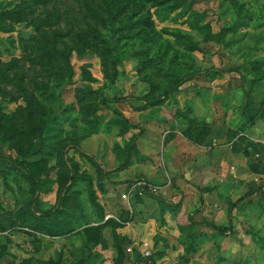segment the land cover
Returning <instances> with one entry per match:
<instances>
[{
  "label": "rangeland",
  "instance_id": "obj_1",
  "mask_svg": "<svg viewBox=\"0 0 264 264\" xmlns=\"http://www.w3.org/2000/svg\"><path fill=\"white\" fill-rule=\"evenodd\" d=\"M123 1L0 0L22 9L0 23V158L52 169L34 197L0 175V264H264V157L239 153L264 146V66L251 67L264 60V0H185L172 13ZM86 33L122 60L105 71ZM114 109L131 127L110 124ZM72 164L93 196L81 180L68 190ZM139 183L154 192L121 198ZM74 191L71 233L31 228L28 211Z\"/></svg>",
  "mask_w": 264,
  "mask_h": 264
},
{
  "label": "trees",
  "instance_id": "obj_2",
  "mask_svg": "<svg viewBox=\"0 0 264 264\" xmlns=\"http://www.w3.org/2000/svg\"><path fill=\"white\" fill-rule=\"evenodd\" d=\"M22 4H32V5H43L45 4V0H15ZM131 2H135L139 5H143L145 7L146 4L149 2H155L156 0H130ZM104 5H109L108 0H103ZM160 4H164V6H167L164 11H167L168 13H172L178 9H182L186 4L185 0H163L159 1ZM116 3H114L115 7ZM124 1L120 0V9L125 10L124 7ZM190 7H186V11L189 10ZM22 10V9H21ZM21 10H0V23L4 21H11V22H19L21 20L20 15L22 14ZM137 12L140 11V9H136ZM119 12V11H117ZM120 13V12H119ZM122 14V13H121ZM114 18H116V14L114 15ZM115 21H118V19H115ZM123 26H129V20L120 21ZM140 22V21H139ZM44 23H39L36 27H32L30 32H20L18 33V41H27L31 42L35 40V37L33 36L34 33L40 31L43 29ZM229 31H235V29H229ZM225 32H228L227 29L223 30L221 35H223ZM41 33V31H40ZM87 35L82 34L81 36H86L83 40L87 41L92 50H94L98 56L101 58L102 65L105 68V71H109L110 66H114L115 64L119 63L122 60V57L120 55H117V59H115L114 53L112 52L113 46L110 45L109 41H101L100 36L92 35L90 33H86ZM92 36V37H90ZM81 40V39H80ZM81 40V41H83ZM14 41H12L11 44H13ZM9 50H7L8 52ZM264 66V60H256L253 63H251L252 71L258 72L260 71V68ZM67 70V69H66ZM61 76V72L58 73ZM262 78V75L261 77ZM259 80V79H257ZM150 106H156L162 102L160 99H153L151 101H148ZM79 104L81 106L80 111H82V114L84 117H92L95 116L96 112L98 111V106L92 105V104H84L82 100H79ZM113 113L115 115V119L110 121V124L117 126V127H131L129 122L124 119L121 115V113L114 109ZM49 122V119H45V124ZM97 127V123H96ZM95 128V127H94ZM96 130V129H93ZM44 132V129L40 132V136H42ZM240 154H242L245 157H252L257 155L258 157H264V146L260 144H253L249 143L243 150L239 151ZM129 157L126 155V158L124 160V163L121 165L125 166L129 164ZM0 163L7 164L9 169L0 170V175L2 177H7L12 175L13 180H18L19 178L23 179L27 185H28V193L34 197L36 193L39 190V187L44 182V178H48L52 169L49 167L45 162L38 160V161H28L24 158L23 155H19L16 158H0ZM251 170L254 172H257V165H251ZM70 186L68 187V190L73 187L77 181H83L86 183L88 192L90 195L93 196V190H92V181L88 177H79L77 176V170L76 165L72 164L71 172L68 177ZM94 200V198H93ZM78 201V198L76 196V192H72L67 197H59L57 204L55 207L49 211L40 212V211H28L27 213V220L29 221V224L31 228L35 229L36 231L45 234L49 237H59L66 234H69L73 231V226L78 222V217H75L78 211L81 209V203ZM93 202V205L97 207V205ZM0 210L1 207H0ZM100 219H103V215L100 209ZM96 231V230H95ZM74 264H86L85 260H79L78 262Z\"/></svg>",
  "mask_w": 264,
  "mask_h": 264
},
{
  "label": "built area",
  "instance_id": "obj_3",
  "mask_svg": "<svg viewBox=\"0 0 264 264\" xmlns=\"http://www.w3.org/2000/svg\"><path fill=\"white\" fill-rule=\"evenodd\" d=\"M154 188L151 187V186H147L143 183H139L137 185V187L135 186H131L129 187L126 191H124L122 194H121V198L124 199V200H127L129 199V197L131 196L132 192L135 191V194L137 196H143L144 192H154ZM148 256V254L146 255Z\"/></svg>",
  "mask_w": 264,
  "mask_h": 264
}]
</instances>
